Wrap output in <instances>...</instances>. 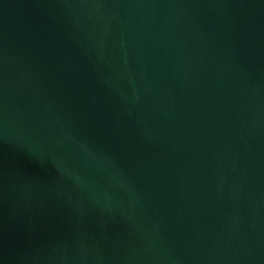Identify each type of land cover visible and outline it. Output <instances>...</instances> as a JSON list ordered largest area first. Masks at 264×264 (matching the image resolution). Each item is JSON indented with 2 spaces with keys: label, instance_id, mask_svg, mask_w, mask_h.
I'll return each mask as SVG.
<instances>
[{
  "label": "water",
  "instance_id": "obj_1",
  "mask_svg": "<svg viewBox=\"0 0 264 264\" xmlns=\"http://www.w3.org/2000/svg\"><path fill=\"white\" fill-rule=\"evenodd\" d=\"M0 264H264V0H0Z\"/></svg>",
  "mask_w": 264,
  "mask_h": 264
}]
</instances>
